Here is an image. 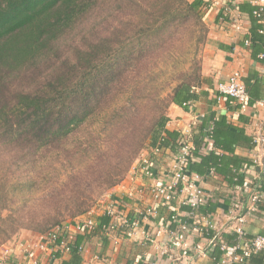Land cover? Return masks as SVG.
Masks as SVG:
<instances>
[{
    "label": "trees",
    "instance_id": "16d2710c",
    "mask_svg": "<svg viewBox=\"0 0 264 264\" xmlns=\"http://www.w3.org/2000/svg\"><path fill=\"white\" fill-rule=\"evenodd\" d=\"M99 1L0 0L1 152L12 154L29 169L48 165L42 168L45 173L53 169L46 159L56 150L79 157L69 161L73 168L64 181H58L59 175L55 180L48 178V193L33 211L8 206H14L25 190L31 191L32 177L4 175L0 179L5 186L0 247L22 230L47 235L65 220L85 215L105 191L124 180L141 151L177 144L179 135L166 130L168 118L162 110L156 109L158 114L148 125L142 106L165 102L157 94L169 88L170 104L184 107L195 99L194 90L202 84L199 49L193 52L191 48L207 39L202 0H153L151 6L132 0L129 6L135 14L130 22L123 23V16L111 25L113 16L106 14L110 33L104 39L96 21ZM125 1L116 0L115 6ZM157 3L161 12H156ZM254 10L251 16L259 22ZM191 24L201 26L200 33L186 41L181 55L173 52L174 65L170 66L169 49L176 48ZM260 29L261 24L258 34ZM256 42L264 47L260 34L253 38ZM244 85L249 94V84ZM252 101H248L250 106ZM211 121L216 138L225 127L221 120ZM80 158L86 159L85 164L74 166ZM208 161L213 165L216 156L210 155ZM193 169L200 172L190 161L188 171ZM243 179L241 174H231L229 183L238 188ZM260 186L263 190V181ZM258 206V212L264 210L262 203ZM4 210L8 213L2 216ZM98 220L95 232L109 221L105 216ZM78 249L71 246L73 264L80 260ZM239 253L244 256L241 264H264V250Z\"/></svg>",
    "mask_w": 264,
    "mask_h": 264
},
{
    "label": "crops",
    "instance_id": "0c3cea01",
    "mask_svg": "<svg viewBox=\"0 0 264 264\" xmlns=\"http://www.w3.org/2000/svg\"><path fill=\"white\" fill-rule=\"evenodd\" d=\"M255 1L218 0L219 4L209 11L201 9L208 27L201 59L202 84L194 90L195 99L190 101L189 107L172 104L166 113L167 131L180 135L186 129L190 130L194 147L191 165L200 172L193 169L189 173L199 176L200 187L209 194L206 206L191 216L190 207L183 204V195L171 203V208L155 204L150 189L166 180L165 174L171 156L178 151V143L170 147L157 146L161 151L156 155L152 153L155 148L145 150L141 157L148 159L151 176L141 173L135 162L124 181L93 209L96 227L98 219L105 216V207L112 203H118L122 218L105 216L109 219L108 224L96 232L79 228L86 215L62 225L65 241L72 247L81 248V251L77 250L78 264H219L224 257L221 244L231 247L239 243L242 246L245 241H238L227 230L226 213L234 195L241 202L238 215L244 219L247 237H264L263 208L260 212L247 210L250 192L260 194L264 205V188L260 190L264 173L252 163L259 150L256 140L262 139L264 143V111L252 106L240 110L229 99L218 100L217 92L219 83L239 71L243 83L250 86V101L251 98L264 101V47L257 42L253 44L260 28V23L251 16ZM226 8L230 9L227 14ZM236 18L239 29L235 26ZM211 119L221 120L225 127L216 138L214 135L206 137ZM210 155L216 156L213 165L208 161ZM231 174L243 176L241 187L233 188L229 183ZM245 187L249 188V193ZM148 208H154L155 213L145 216L143 212ZM209 208L213 211L208 212ZM202 217H210L215 230L199 233L197 228L201 226ZM182 225L187 227L183 240L174 245V237L180 233ZM158 231L161 233L157 236ZM46 243V235L22 230L0 248V258H7L9 264H31V260L38 264H73L70 252L58 251L52 245L48 249L39 248L38 245Z\"/></svg>",
    "mask_w": 264,
    "mask_h": 264
},
{
    "label": "built area",
    "instance_id": "2783aa9c",
    "mask_svg": "<svg viewBox=\"0 0 264 264\" xmlns=\"http://www.w3.org/2000/svg\"><path fill=\"white\" fill-rule=\"evenodd\" d=\"M203 10L209 11L212 7H216L219 3L218 0H202ZM255 10L253 15L257 18L261 24V29L259 34L264 38V0H256L254 2ZM225 14L230 12L229 8H226ZM236 22V27L239 29V19L234 20ZM217 92L219 94L218 100L229 99L230 101L236 103L240 110L247 109L250 105L248 104L249 96L246 91V87L242 81V75L239 71H234L225 82L219 83L217 85ZM189 107L190 102L184 107ZM254 108H258L264 111V101H255L252 105ZM212 123H210L207 128V138H211L212 135ZM178 147L177 152L171 156L170 166L168 172L165 174V181L161 183H156L150 189V196L155 204L159 206H166L171 208V203L181 195L184 196L183 204L187 205L191 209V216L199 207L205 205L209 199V194L200 187V178L195 174H191L188 171V164L193 159L194 147L191 142V134L189 128L185 132H182L178 137ZM258 145V153L253 157V165L260 167L262 173H264L263 158H264V143L262 139L256 140ZM161 151L159 148L152 150L154 155ZM139 164V169L141 173L147 176H151L150 163L148 159L141 157L136 161ZM246 192L249 193V188L245 187ZM263 203V199L258 193H249L248 208L249 212H256L258 204ZM241 202L238 196L232 198V204L229 211L226 213L228 218L227 230L234 234L238 241L245 240L247 237L246 230L244 228V219L238 215L241 209ZM155 213L154 208L146 209L143 214L145 216H150ZM87 218L82 221L79 228L84 231H92L95 228V222L92 219L93 209L88 211L86 214ZM105 216L110 219H120L121 211H119L118 203H112L105 207ZM201 226L197 228L199 233H207L209 231L215 230L214 224L211 222L210 217H202L200 219ZM125 223V222H124ZM186 226L182 225L180 228V233L174 237V245H178L179 242L183 240L184 231ZM62 227H55L49 233H47V243L38 245L40 249L49 248L52 245L58 251L69 253L71 251V246L65 241L61 230ZM160 231L156 235H160ZM60 239V240H59ZM172 241V240H171ZM245 248V249H244ZM221 251L224 253V257L219 264H241L244 261V257L238 254V251L245 250L247 253H257L264 250V237L255 236L249 242L244 241V244H236L234 246L228 247L225 244H221ZM81 251V248L78 249ZM28 251L27 253H29ZM6 255V253H5ZM31 255V253H29ZM0 264H9L7 258H0ZM31 264H38L35 260H31Z\"/></svg>",
    "mask_w": 264,
    "mask_h": 264
},
{
    "label": "rangeland",
    "instance_id": "374dc122",
    "mask_svg": "<svg viewBox=\"0 0 264 264\" xmlns=\"http://www.w3.org/2000/svg\"><path fill=\"white\" fill-rule=\"evenodd\" d=\"M115 1L116 0H100L98 2V7H97L95 13L97 14L96 21H100V25L98 27V30L101 32V39L106 38L109 35V33H110V30H109L110 27L108 26V24H106V21L104 20L106 18V14L107 13H111L113 18H114L113 19L111 17L110 20H109L111 25L112 24L116 25L117 19L119 20L123 16H126V17H124L122 22L124 23V22L127 21V23H128V22H130V20L133 19L131 16L133 14H135V9L131 8L129 6V4H131L132 0H126L125 4L124 5H120L119 8H117L115 6ZM188 1L190 2V0H188ZM153 2H154L153 0H142V3L144 5H148V6H151L150 4H153ZM157 4L158 5L156 6V12H161V8H162L161 5H160L161 3H157ZM92 20H93V18L91 19V21ZM203 23H204L205 28L208 31V27L205 24V21ZM200 27L201 26H199V25L191 24V29L189 31L185 32L184 35H180L181 37L183 36V38L179 39L178 44H176V46H175L176 48H173V46H172V47H170L171 49H169L170 50V54H171V56L169 58L170 62H172L174 60V53L175 52L180 54V55L182 54V51L185 49V46H186L185 45L186 41H189L190 39L193 41L195 39V37L199 35ZM201 34H202V32H201ZM204 45H205V42H204L203 45H200L199 47L198 46L195 47V48H194V46L191 47L193 52H195L196 49H199V51L196 52V55L200 59V61L202 59ZM180 60H183V58H180ZM173 65H174V61H173V63L170 64V66H173ZM170 71H171V69L167 70V76L170 74ZM132 92H133V87L131 86L130 90L128 89V93L131 94ZM169 92H170L169 88H163V90L160 91L159 94H157L158 95L157 96L158 99L159 98L160 99L161 98L167 99L165 102L160 101L161 103H159V104L158 103H156V104H152L151 103L149 105L142 106V108H144L143 111L147 115V123H148V125H150L154 121V119L156 118V116L158 114L157 110H160V111L162 110V112L166 115L169 107L171 106V104L169 102V99H170L169 98V96H170ZM70 144L71 143H69V144L67 143V145H68L67 147H70L69 146ZM75 144L76 143L72 142V145H75ZM144 152L145 151H141L140 153L143 154ZM141 154L138 155L137 158L135 159V161L131 164V166H130L125 178L129 175V173H130L133 165L135 164L136 160H139L141 158ZM76 158H79V157L69 156L68 154H66L64 152H61L60 150H56L51 155H49L47 157V159H46V160H48L46 164H48L49 162L53 163V167L50 166L53 169L49 168V171L46 170L47 172L45 173V171L42 170V168L46 167L48 165H44L43 166V164H41L43 167L41 169H39V170H37L35 168L29 169L30 167L26 168L28 166L23 167L21 162L18 161L17 158H14V156L12 154L7 155V153H5L3 151L1 152V150H0V179L3 178L4 175H7L8 177L9 176L10 177L13 176L14 179L21 178L22 176L26 177L25 175H28V176L32 177L31 180H32L33 185H34L33 188L31 189V191L25 190L26 194H24L23 196H20V199L18 201L16 200L14 202V206H12L11 203H8V206L11 209H12V207H14L15 210H20V211L21 210L22 211L23 210L33 211V210L39 208L41 206V198L43 197V195L48 193V188L50 187L51 181H49L48 178L54 177V180H55L57 175H59V176H61V178H59L58 181H64V178L67 177L66 175H68L70 173V169L73 168V166L69 165V161H72L73 159L76 160ZM85 158H86V156H85ZM85 160L83 158H80V160L76 161V163L74 162L73 165L74 166L76 164L83 165V164H85ZM117 186H115V187H117ZM4 189H5V186L3 185V183L1 184V182H0V210L2 209L1 207H3L5 205L4 194H2ZM112 189H109V190L105 191L98 198V200L96 201L95 205L90 210L97 208V206L102 201H104V199H106L107 195L109 194V192ZM14 196L16 198H19V194L18 193L14 194ZM7 213H8V211L4 210L1 214H2V216H5ZM69 221L70 220L67 219V220H65V222H63V224L68 223ZM17 235H14L13 237H11L9 241H11ZM5 244H3L2 246H4Z\"/></svg>",
    "mask_w": 264,
    "mask_h": 264
}]
</instances>
